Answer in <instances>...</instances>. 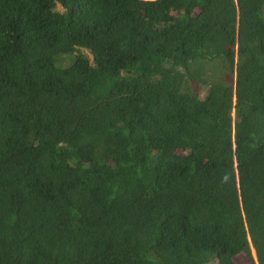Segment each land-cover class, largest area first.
<instances>
[{
    "label": "trees",
    "instance_id": "16d2710c",
    "mask_svg": "<svg viewBox=\"0 0 264 264\" xmlns=\"http://www.w3.org/2000/svg\"><path fill=\"white\" fill-rule=\"evenodd\" d=\"M241 255L264 264V0H0V264Z\"/></svg>",
    "mask_w": 264,
    "mask_h": 264
},
{
    "label": "rangeland",
    "instance_id": "374dc122",
    "mask_svg": "<svg viewBox=\"0 0 264 264\" xmlns=\"http://www.w3.org/2000/svg\"><path fill=\"white\" fill-rule=\"evenodd\" d=\"M55 10L58 11V12H63L64 11L63 8L59 4L56 5ZM80 52L83 55H85L90 61H92V56L90 55V53L88 51H86L84 49H80ZM253 257H254V255H253ZM236 261H237L238 264H248V259L244 255L239 256L236 259Z\"/></svg>",
    "mask_w": 264,
    "mask_h": 264
},
{
    "label": "water",
    "instance_id": "95a60500",
    "mask_svg": "<svg viewBox=\"0 0 264 264\" xmlns=\"http://www.w3.org/2000/svg\"><path fill=\"white\" fill-rule=\"evenodd\" d=\"M252 251H253V249H252Z\"/></svg>",
    "mask_w": 264,
    "mask_h": 264
}]
</instances>
